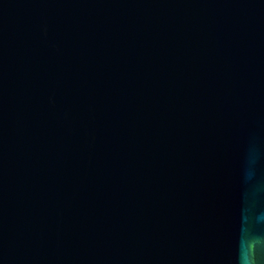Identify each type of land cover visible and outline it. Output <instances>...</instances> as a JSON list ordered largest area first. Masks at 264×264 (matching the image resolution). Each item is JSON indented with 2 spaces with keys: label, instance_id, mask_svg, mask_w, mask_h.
Wrapping results in <instances>:
<instances>
[{
  "label": "water",
  "instance_id": "water-1",
  "mask_svg": "<svg viewBox=\"0 0 264 264\" xmlns=\"http://www.w3.org/2000/svg\"><path fill=\"white\" fill-rule=\"evenodd\" d=\"M0 264H264V0H0Z\"/></svg>",
  "mask_w": 264,
  "mask_h": 264
}]
</instances>
